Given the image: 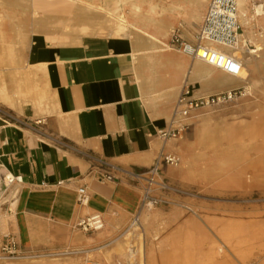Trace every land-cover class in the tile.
<instances>
[{"label":"crops","instance_id":"1","mask_svg":"<svg viewBox=\"0 0 264 264\" xmlns=\"http://www.w3.org/2000/svg\"><path fill=\"white\" fill-rule=\"evenodd\" d=\"M68 10L55 0H0V84L12 95L11 103L0 99V176L23 179L13 185L28 240H41L43 248L109 247L141 206L144 183L127 171H143L161 153H172L188 166H163L159 178L168 187H154L161 203L140 215L144 264H196L207 249V192L190 175L193 141H180L188 131L167 142L158 133L168 126L186 77L195 95L211 93L207 84L215 78L191 79L194 58L174 46L160 45L149 66L137 63L127 37L48 25ZM178 29L195 43L186 25ZM213 76L226 80L218 69ZM81 187L89 196L84 204ZM94 214L102 216V229L77 226ZM117 256L112 251L109 261L121 264Z\"/></svg>","mask_w":264,"mask_h":264},{"label":"rangeland","instance_id":"2","mask_svg":"<svg viewBox=\"0 0 264 264\" xmlns=\"http://www.w3.org/2000/svg\"><path fill=\"white\" fill-rule=\"evenodd\" d=\"M258 2L259 0L250 1L251 12H254L255 3ZM183 22L196 35L201 24L194 29L190 23ZM243 30L242 26L240 33ZM171 35L166 38L169 44ZM249 45L252 46V43L249 42ZM227 78L209 82L207 86L211 87V93L206 96L226 92L217 90L229 81L235 84L228 91L239 88L243 95L227 108L205 110L180 140L193 141L196 154L192 168L195 170L193 183L196 189H202L200 193L207 192V249H203L201 255L197 254L196 264H211L222 260L223 264H250L253 261L264 264V235L252 241L244 259L221 236L226 228L235 230L240 227L252 232H264V64L257 76L258 83L250 92L243 86L242 79L229 75ZM215 162L219 164L220 172L215 176H207V167ZM180 166H188L183 157ZM229 177L242 178L244 183L230 181L221 184L223 179ZM20 209L17 185H7L3 176L0 177V264H113L98 257L107 250L118 254L117 263L144 264L143 231L140 227H128L110 241L107 248H43L41 240L29 241L28 238H23V232L19 230ZM3 220H6L5 226ZM195 231H201L199 223L196 224ZM7 235L16 238L19 255L3 250ZM235 240L236 237L232 239L233 242ZM119 243L123 244V255L117 251ZM220 248L223 251H219ZM71 250L82 251L63 253ZM95 251L97 257L94 256ZM132 254L135 257L129 258ZM214 255L217 257L215 262L212 261Z\"/></svg>","mask_w":264,"mask_h":264},{"label":"bare ground","instance_id":"3","mask_svg":"<svg viewBox=\"0 0 264 264\" xmlns=\"http://www.w3.org/2000/svg\"><path fill=\"white\" fill-rule=\"evenodd\" d=\"M55 1L63 3L69 10L66 16L51 17L48 25L50 24L53 28L62 27L68 33L127 37L132 42V53L137 63L147 62L149 64L154 61L157 53L163 49L160 45H163L164 49L174 48L172 44L166 41V38L179 27H184L185 23L183 21L193 25L194 29H196V25L201 24L209 0ZM250 1L237 0L238 18L244 30L240 33L235 46L218 44L212 41L205 42L207 46L218 51L231 53L243 62L244 67L238 78L244 81L243 86L248 92L252 91L253 87L257 85V76L264 64V0H259L258 3H255L254 12L250 10ZM191 36L195 38L192 33ZM249 42L252 43V46L249 45ZM201 63L204 64L203 68H197V65ZM215 71H217L215 66L196 58L191 67L190 77L202 83L206 76L207 78H219L213 76ZM227 75L229 74L225 73L224 77L227 78ZM0 99L10 103L12 100V95L5 83L0 84ZM3 125H11V123L5 120ZM218 165L216 162L211 163L207 167V176L217 175L220 172ZM194 171L190 169V175H194ZM2 172H5V168L0 162V173ZM230 181L237 184L244 183L242 178L229 177L223 179L221 184H226ZM19 222L22 227L23 238L27 239V232L21 215ZM3 225H6V220H3ZM263 235L264 232H252L240 227L235 230L226 228L221 232L223 239L243 259L246 257L248 250H250L252 241ZM235 237L236 240L233 242L232 239ZM123 248V244L119 243L117 251L122 255L124 254L122 252ZM219 251H223V249L220 248ZM103 253H105L108 261L111 260L112 252L107 250ZM215 255L212 257V261H217ZM133 257H135V254L129 256V258ZM1 258L2 256H0ZM211 264H223V260L217 261V263L211 262Z\"/></svg>","mask_w":264,"mask_h":264},{"label":"built area","instance_id":"4","mask_svg":"<svg viewBox=\"0 0 264 264\" xmlns=\"http://www.w3.org/2000/svg\"><path fill=\"white\" fill-rule=\"evenodd\" d=\"M241 29L237 0H209L204 19L196 33L195 43L183 39L180 30L176 29L172 32L171 44L188 53L194 59L198 58L229 75L238 77L243 70V62L231 53L218 51L207 46L205 42L212 41L218 44L235 46L238 42ZM242 95L243 93L239 89H232L215 95H195L193 84L186 77L169 124L158 133L159 137L165 142L181 138L205 110L227 108L236 103ZM96 160L101 165L107 164L101 159L96 158ZM180 162L181 158L176 154L161 153L151 167L139 172L127 171L134 178L140 179L144 183L141 206L139 212L133 217L129 228L140 227V215L142 211L153 209L161 203V199L154 195V187H168L159 178L163 166H178ZM107 178L113 179L111 175H108ZM3 179L7 181V185L23 181L21 176H14L12 174L3 175ZM88 199L89 196L86 189L81 187L78 192V201L84 204L88 202ZM77 226L84 231L100 230L104 227V220L100 214H94L81 219ZM6 238L3 250L10 254L19 255L20 250L18 249L16 238L11 235H7ZM80 251L82 250H71L63 253L72 254ZM92 264L102 263L94 262ZM250 264L259 263L253 261Z\"/></svg>","mask_w":264,"mask_h":264}]
</instances>
